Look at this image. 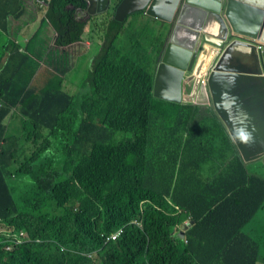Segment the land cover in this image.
I'll return each instance as SVG.
<instances>
[{"label": "trees", "instance_id": "1", "mask_svg": "<svg viewBox=\"0 0 264 264\" xmlns=\"http://www.w3.org/2000/svg\"><path fill=\"white\" fill-rule=\"evenodd\" d=\"M46 1L45 17L55 47L64 52L50 59L52 75L44 90L49 99L33 102L32 81L45 57L39 44L46 46V52L51 43L43 31L30 38L24 53H19L15 40L9 41L4 46L7 59L0 64V221L3 226L26 229L34 239L9 251L7 238L0 235V264H261L258 241L243 229L264 207V177L248 170L214 114L201 117L204 121L198 125L190 124L192 106L183 111L176 102L156 101L153 50L161 47L156 27L147 21L153 31L149 44L128 52L131 47L123 42L131 32L129 18L145 12L132 13L124 22L115 20V14L109 18L99 52L80 87L90 90L81 95L80 89L75 94L66 91L64 83L77 66L76 55L83 53L79 44L88 20L81 19L78 10L85 9L87 2ZM119 2H113L115 11ZM20 6L23 0H0L1 28L8 29L17 17L14 12L27 11ZM19 105L23 136L10 138L2 120ZM70 108L80 115L73 120L78 124L58 127ZM170 110L182 116L178 134L169 132ZM29 117L36 127L51 126L54 134H63L59 142L68 136L78 139L75 172L62 177L60 193L65 200L70 189L78 199L71 212L72 225L19 209L7 180L6 163L17 160L23 140L41 136L29 127ZM213 134L228 140L222 148L228 155L219 170L207 163ZM32 167L21 163L17 177L30 168L36 178ZM40 181L31 185L33 194ZM174 205L195 220L186 234L188 240L177 244L169 233L183 217ZM114 231L116 237L108 239Z\"/></svg>", "mask_w": 264, "mask_h": 264}, {"label": "water", "instance_id": "2", "mask_svg": "<svg viewBox=\"0 0 264 264\" xmlns=\"http://www.w3.org/2000/svg\"><path fill=\"white\" fill-rule=\"evenodd\" d=\"M111 1L86 0L87 7L78 13L84 12L88 17L100 14L110 7ZM138 11L159 20L161 28L154 96L178 101L187 66L192 68L200 54L198 67L208 61L203 41L217 44L221 54H214L207 80L216 113L231 136L234 123H243L252 131L248 144L235 141L245 162L264 159V53L257 50L256 43L249 42L262 41L264 37V0H121L114 19L124 22ZM159 74L163 78L161 86ZM198 75L201 77L199 69ZM204 87L206 84L200 96H204ZM225 96L230 106L224 108L220 101Z\"/></svg>", "mask_w": 264, "mask_h": 264}, {"label": "rangeland", "instance_id": "3", "mask_svg": "<svg viewBox=\"0 0 264 264\" xmlns=\"http://www.w3.org/2000/svg\"><path fill=\"white\" fill-rule=\"evenodd\" d=\"M115 4L112 3L111 6L101 12L90 17L87 15L83 16L88 20L85 27V31L82 36V42L79 44L82 54L76 55V60H78L77 66L66 75L64 89L72 94H75L81 90L80 94H84L89 91V88H80L84 85L85 80L88 77L90 70L91 59L99 52L101 46V40L103 39V32L106 28L107 22L110 17L115 14ZM140 12V11H138ZM136 13V12H134ZM82 16V15H81ZM132 21L135 23V31L128 32L123 37V42L131 47L128 52H131L141 45L149 44L152 41L153 31L149 29L147 24L150 23V20L145 17L144 14L139 13L138 15H132L129 18V22ZM42 35L45 39L51 38L50 48L48 47L45 51L46 46L41 45L42 52L45 54L43 60L46 62L41 68V76L35 80L33 83L36 91L34 94L33 102L36 99L37 101H46L49 99L48 95L46 96L45 87L48 83L47 78H43L47 74V68H50V59L56 55L64 54L63 51H59L54 44V34L48 32L43 28ZM32 38V32L29 30L26 33L20 34V40L25 43V38ZM6 37L0 33V54L3 50V45L6 42ZM92 43V45H88ZM49 49L51 50L50 55H48ZM160 52L158 47H155L153 50V55L157 56ZM190 68L185 69L184 72H187ZM160 98H157L158 101ZM207 108H204L201 113L197 112L194 114V120L196 125L200 124L204 120L201 118V114L206 111ZM157 111H161L158 109ZM54 117V113H49ZM80 115L76 111L70 108L69 113L66 115L68 119H78ZM21 105L16 107V112L14 119L21 118ZM67 118L59 120L58 127L63 123H67L68 126L72 128L78 124V121H70ZM29 127L31 129L37 130L41 135L46 136V139H34L28 141L27 139L23 140V143L19 149V154L17 160L10 162L9 167L6 168V177L10 185L14 188L15 199L19 209L32 211L34 214H43L45 215L46 220H51L56 223L62 221H67L68 223H74L71 219V212L74 206L77 205L78 199L71 190H68L69 197L65 200L61 198V191L63 189L62 177L68 175H73L75 168L73 163H75V153L77 150V142L74 136H68V139L65 143L71 144L69 147L59 142V140L64 139L63 134L57 133L54 134L51 126H40L36 127L35 123L31 121V118H28ZM58 122V120H56ZM54 122V125H56ZM11 133V131H9ZM191 132V129L188 130L186 135ZM211 143L213 144L212 155L207 163L213 167L214 170H219L220 166L224 163L228 152L227 149H223V146L228 143V140L225 136H220L219 134L210 135ZM58 142V143H57ZM39 151V153H37ZM224 151V153H221ZM45 153V154H44ZM42 154V155H40ZM27 158V159H26ZM32 158V159H31ZM221 158V163L218 165L216 161ZM31 162V163H30ZM21 163H24L25 166H32L33 175L37 176L36 178L32 177V171L30 168L25 172H19L17 177L18 170L20 169ZM247 168L249 171L258 173L264 177V159L259 158L251 160L247 163ZM210 175V174H208ZM36 179H40V183L36 189L35 194L31 192V185ZM45 179V182H43ZM39 201V205H36V201ZM70 218V219H69ZM244 232L252 236L256 241H258L260 246L261 254V264H264V207L259 210L258 214L252 219L245 227ZM181 244V242H179ZM182 245H180V248Z\"/></svg>", "mask_w": 264, "mask_h": 264}, {"label": "crops", "instance_id": "4", "mask_svg": "<svg viewBox=\"0 0 264 264\" xmlns=\"http://www.w3.org/2000/svg\"><path fill=\"white\" fill-rule=\"evenodd\" d=\"M113 2H115V0H113L112 3ZM18 8H27V11H25V12H14L17 15V17L11 19L8 29L5 30V29L0 27V33L3 36H5L7 39L5 44L3 45L2 53L0 54V64L5 62V60L7 59L8 54L6 53V49L4 46L9 41L15 40V42L18 46L19 53L26 52V48L29 44L30 38L26 37L25 43H23L20 40V34L26 33L29 30H31L32 36H33L34 34H37L39 31H43V28H45L46 31L53 33L51 26H48V22H47V19L45 17L46 0H25V5L20 6ZM148 17H149L148 19L150 20V25L152 27H154L159 22V20H157V19H154L150 16H148ZM127 26H130L131 32L135 31V23H133L132 21L128 22ZM214 40L215 39H213L211 41H214ZM203 42H205V41H203ZM39 46L41 47V43L39 44ZM212 47L214 50L217 49V48H215L214 45L206 44V48L208 51V61L205 65L198 67L200 73H202V72L204 73V72L208 71V66H209L210 62L213 60L214 53H216V51H214L212 49ZM45 64H46L45 61L42 62V65L39 68V70L36 74V77L33 79L32 83H34L35 80H37L41 76V68ZM154 69L156 72L155 73V77H156V75L158 73V69L156 67ZM198 69H197V73H198ZM51 75H52V68L50 67V68H47V74H46V76H43V78H47V80H48V78ZM162 82H163V78H162L161 74H159L158 86H161ZM199 84H200L199 78H197L194 75V73H192L189 75H185L182 87L184 90H186V92L188 94H190L188 96H190V98L193 99L196 97L198 98L200 95V89L201 88H200ZM15 112H16V108H13L10 111V113L7 116H5L2 120L3 124L7 126L8 136L10 138H14L17 136H23L22 133L21 134L19 133V130H21L24 126V119H23V117L14 119ZM9 131H11V133ZM25 136H26V130H25L24 138H25Z\"/></svg>", "mask_w": 264, "mask_h": 264}, {"label": "clouds", "instance_id": "5", "mask_svg": "<svg viewBox=\"0 0 264 264\" xmlns=\"http://www.w3.org/2000/svg\"><path fill=\"white\" fill-rule=\"evenodd\" d=\"M113 1V0H112ZM112 1H111V4H112ZM121 1V0H120ZM23 2H24V5H25V0H23ZM111 6V5H110ZM46 7H47V1H46ZM146 14V13H145ZM131 15V14H130ZM129 15V16H130ZM94 16V15H93ZM128 16V17H129ZM90 17H92V16H90ZM81 19H85V18H81ZM127 19V18H126ZM157 26V24L155 25V27ZM156 31H158V29L156 28ZM158 34H159V31H158ZM249 42H253V43H256V46H257V50L259 51V50H261L263 53H264V49L262 50V49H259L258 48V44H262L263 46H264V37H262V41H258V40H253V39H250L249 40ZM204 44H211V45H214L215 46V48H217L218 50L216 51L217 52V54L218 55H220L221 54V49H219V47H216L217 46V44H214V43H209L208 41H205L204 42ZM215 54V53H214ZM214 57V56H213ZM201 59H202V56H201V54L199 55V57H198V59H197V61L196 62H198L197 63V65H200V62H201ZM212 62V61H211ZM211 62H210V64H209V66H208V71H206V72H202V73H200L201 74V77L202 76H205L206 78H207V80L209 79V71H210V67H211ZM157 66V64L155 65V67ZM154 67V68H155ZM157 68V67H156ZM200 77V78H201ZM183 78V77H182ZM200 81V80H199ZM200 88H202V86L203 85H205V84H203V83H201V81H200ZM247 86H250V84H248ZM201 90V89H200ZM204 98L205 99H201L200 97H198L197 98V100H204L205 102H210V103H212V96H211V94H210V90L209 89H206L205 91H204ZM177 94H179V93H177ZM200 96V95H199ZM173 102H176V103H178V104H181L182 106H183V111H187L188 109H190V107L192 106L193 107V109L194 110H191V120H190V124L191 123H193V122H195V120H194V114L196 113V111L197 112H199V113H201V111L203 110V109H200L199 108V106H197V105H194L193 103H191L190 105H189V108H185V106H184V104L181 102V101H176V100H174ZM220 104H221V106L222 107H228V106H230V102L227 100V97L225 96L224 97V99L223 100H221L220 101ZM207 111H208V114H206V115H208V116H213L212 114H214L218 119H220L219 118V116L217 115V113H216V108H215V105L214 106H212V107H207ZM169 112V114H170V116H171V120H170V124H169V132L171 133V134H178L180 131H181V128H182V116L179 114V112H176V111H168ZM221 120V119H220ZM72 121H73V119H72ZM222 121V120H221ZM223 123V122H222ZM224 124V123H223ZM225 126V125H224ZM225 128H226V126H225ZM226 131H227V133H228V135L230 136V138H232L233 139V141H234V143H235V141H239L240 143H243V144H248L251 140H252V138H253V134H252V131L251 130H249L248 129V127L246 126V125H244L243 123H239V124H236V123H234V126H233V133H232V136L230 135V133H229V131L227 130V128H226ZM44 138H46V136H44V135H41L38 139H44ZM61 143H63L64 145H68L67 147H69L71 144H67V143H65L66 142V140H63V141H60ZM2 144H5V142L3 141L2 142ZM236 144V143H235ZM239 150V149H238ZM240 152V151H239ZM240 154H241V152H240ZM241 156H242V154H241ZM243 158V157H242ZM260 158H262V157H260ZM257 159H259V158H257ZM256 159V160H257ZM243 160H244V158H243ZM244 162H245V160H244ZM246 164L248 163V162H245ZM9 165H10V162L9 163H6V166L7 167H9ZM175 207H176V209H177V213L178 214H180L182 217H183V221H182V223H178V224H176V226L170 231V233H169V237L170 238H172L173 240H174V242L177 244V242L180 240V239H182V240H185V242L188 240V238L186 237V234L188 233V231H190L193 227H194V225H195V220L192 218V216H190V215H188L187 214V212L186 211H184V210H182V209H180L177 205H174ZM135 224H139V223H137V222H135ZM140 226H141V224H139ZM20 229V228H19ZM22 229H24V228H22ZM26 230V229H25ZM28 232V231H27ZM29 233V232H28ZM30 234V233H29ZM116 233H115V231L113 232V233H111V235L108 237V239L109 238H113V237H116ZM252 237V236H251ZM33 238V237H32ZM36 239H40V238H36ZM34 240V239H33ZM41 240V239H40ZM36 241V240H35ZM42 241V240H41ZM40 241V242H41ZM28 242H30V241H28ZM23 243H25V242H23ZM39 243V242H38ZM22 244V243H21Z\"/></svg>", "mask_w": 264, "mask_h": 264}, {"label": "flooded vegetation", "instance_id": "6", "mask_svg": "<svg viewBox=\"0 0 264 264\" xmlns=\"http://www.w3.org/2000/svg\"><path fill=\"white\" fill-rule=\"evenodd\" d=\"M78 15H79L80 18H84L83 16H85L86 13L81 12V13H79ZM81 15H82V16H81ZM157 29H158V31H159L160 34H161V28H160V26H159L158 24H157ZM160 50H161V47H160ZM197 68H198L197 62H195L192 68H190L187 72H184V73H183V78H182V82H181V94L179 95V99H178V100L181 101V102L184 104L185 108H189V105H190L191 103H193L194 105L199 106L200 109H204V108H207V107H212V106L215 105V100H214V97L212 96L211 90H210V88H209L208 81H207V83H206V87H204V91L206 90V88H208V89L210 90V94H211V96H212V103H210V102L207 103V102H205L204 100H197V97H196V98H193V99L190 98V96H188V95H190V94H188V93L186 92V90H184L183 87H182V84H183V80H184L185 75H189V74L194 73V75H195L197 78H199V80L201 81V78H203V76H202L201 78L199 77V75H198V73H197ZM204 94H205V93H204ZM226 94H228V93H226ZM176 96H177V94L175 95V98H176ZM199 97H200L201 99H205L202 95L199 96ZM229 99H230L232 102H235V103L237 102V101H233V99H235L233 96H229ZM169 101H170V100H169ZM206 114H208V111H207V110L204 111L200 116L203 117V116L206 115Z\"/></svg>", "mask_w": 264, "mask_h": 264}, {"label": "built area", "instance_id": "7", "mask_svg": "<svg viewBox=\"0 0 264 264\" xmlns=\"http://www.w3.org/2000/svg\"><path fill=\"white\" fill-rule=\"evenodd\" d=\"M259 49H264L262 44H258ZM201 83L206 84L207 78L203 76L201 78ZM0 235H4L8 240V245L6 247L7 250H13L15 245L21 244L23 242L33 241L32 236L25 229H13L9 226H3L0 221ZM36 242H40V239H35Z\"/></svg>", "mask_w": 264, "mask_h": 264}, {"label": "bare ground", "instance_id": "8", "mask_svg": "<svg viewBox=\"0 0 264 264\" xmlns=\"http://www.w3.org/2000/svg\"><path fill=\"white\" fill-rule=\"evenodd\" d=\"M152 89V88H151ZM46 139V138H45ZM58 143V142H57ZM86 154V153H85ZM27 159V158H26ZM32 159V158H31ZM31 163V162H30ZM108 191V190H107ZM105 201V200H104ZM173 204V203H172ZM111 210V209H110ZM70 219V218H69ZM66 223H68L67 221H66ZM71 224V223H70ZM69 224V225H70ZM72 225V224H71ZM79 227V226H78ZM74 228V227H73ZM68 229V228H67Z\"/></svg>", "mask_w": 264, "mask_h": 264}]
</instances>
